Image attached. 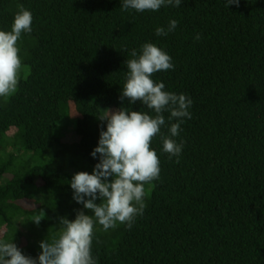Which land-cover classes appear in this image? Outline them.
I'll return each mask as SVG.
<instances>
[{
    "label": "trees",
    "instance_id": "16d2710c",
    "mask_svg": "<svg viewBox=\"0 0 264 264\" xmlns=\"http://www.w3.org/2000/svg\"><path fill=\"white\" fill-rule=\"evenodd\" d=\"M21 5L33 23L17 42L18 90L0 98V239L36 257L39 242L58 235L59 218L83 208L69 181L98 162L90 153L106 123L99 118L121 107L149 111L120 94L125 61L152 42L174 64L152 79L193 101L175 138L182 154L169 159L153 138L160 175L145 184L143 215L130 229L96 225L93 256L98 264H264V0H183L142 13L123 11L120 0H0V29H11ZM171 19L176 30L156 36Z\"/></svg>",
    "mask_w": 264,
    "mask_h": 264
},
{
    "label": "clouds",
    "instance_id": "9594fccd",
    "mask_svg": "<svg viewBox=\"0 0 264 264\" xmlns=\"http://www.w3.org/2000/svg\"><path fill=\"white\" fill-rule=\"evenodd\" d=\"M183 0H120L123 11L158 12L162 7H180ZM227 6L240 0H226ZM33 17L22 5L15 13L11 29H0V98H9L18 90L22 60L18 40L32 32ZM178 21L169 20L166 27H157L156 36H167L176 30ZM196 39H200L197 35ZM133 58L125 61L126 77L120 99L129 105L139 101L149 111H132L125 107L108 110L99 118L104 127L99 132L97 146L90 153L98 162L92 172L80 171L69 181L72 199L83 208L75 218L60 217L58 235L51 241L39 242L36 257L23 254L12 241L0 239V264H98L92 254L95 226L107 232L124 224L129 229L143 215L145 184L159 179L160 160L151 147L159 136L162 152L179 162L183 141L177 142L184 120L191 119L193 101L184 93L165 90L162 81L152 79L154 73L174 70L172 57L152 42H145ZM150 113H154L150 114ZM164 113H168L167 118ZM167 129V133L162 132ZM99 201V203H97ZM89 210L91 215L85 214ZM43 217L32 222L39 225Z\"/></svg>",
    "mask_w": 264,
    "mask_h": 264
},
{
    "label": "rangeland",
    "instance_id": "374dc122",
    "mask_svg": "<svg viewBox=\"0 0 264 264\" xmlns=\"http://www.w3.org/2000/svg\"><path fill=\"white\" fill-rule=\"evenodd\" d=\"M73 138L76 139V138H75V135L73 136V132H72V130L70 129V130L68 131V134H67L66 137H65V140L73 141V140H74ZM27 205H28L29 208H30V207H34L33 205H35V204L26 201V202H25V206H27Z\"/></svg>",
    "mask_w": 264,
    "mask_h": 264
}]
</instances>
